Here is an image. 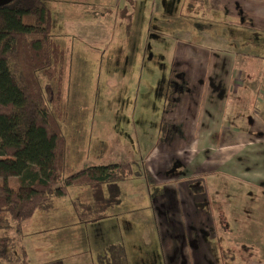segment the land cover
Returning a JSON list of instances; mask_svg holds the SVG:
<instances>
[{"label": "rangeland", "instance_id": "374dc122", "mask_svg": "<svg viewBox=\"0 0 264 264\" xmlns=\"http://www.w3.org/2000/svg\"><path fill=\"white\" fill-rule=\"evenodd\" d=\"M44 1L51 11V36L65 51L59 73L62 93L57 95L58 84L54 80L41 83L67 142L71 169L79 171L87 165L132 162L136 170H148L146 160L157 149L160 163L154 169L149 166L158 175L152 183L140 175L121 181L122 202L111 208L110 217L100 223H82L73 213L75 198L92 199L86 185L71 186L65 196L54 199L50 210L37 212L24 225L23 241L32 264H98V255L109 243L124 245L128 264H199L202 260L191 248L187 247L183 256V250L175 252L169 247L175 239L183 241V234L176 235L172 220L166 221L155 208L153 198L158 191L154 192L149 185L159 183L183 184L184 205L191 213H187L190 220L206 222L212 219L210 210L214 221L219 220V225L212 230L213 235H219L217 264H264V188L261 186L264 173L258 170L263 164L259 153L264 147L255 139L254 143H246L241 130L233 137L235 134L230 129L221 134L218 129L171 128L160 120L165 110L168 112L178 103L181 94L184 98L196 93L191 86L193 81L186 77L190 73L199 74L200 66L185 65L186 59L203 56L215 62L202 66L203 74L223 75L220 79L213 77L219 80H211L210 85L201 88L206 97L229 91L241 100L264 90V82L257 87L256 81L246 79L241 56L235 58L237 64L227 63L242 48L229 44L228 37L224 38V29L234 28L239 35V25L245 27L252 23L244 17L234 22L228 15H219L218 10H226L227 4L223 6L219 0H203V3L187 0V6L192 2L198 13L190 19L198 20V24L196 30L185 33L183 25L175 26L183 19L184 9L187 14L193 10L183 7V0L164 1L168 12L166 25L170 22L172 25L166 26L160 24L164 22L159 5L163 0H154V5L158 4L151 14L155 23L151 21L145 31L144 7L148 2L142 0L135 11L136 31L130 33V26L126 25L130 17L125 19L117 14L116 3L104 6L93 0ZM101 21L105 27L100 26ZM259 32L253 34L252 41H264V34ZM183 39L193 41L192 51L183 48ZM181 57L183 74L178 67ZM25 62L24 69L30 72L33 67ZM231 72L237 78L227 91L224 76ZM237 110L242 112L243 105H238ZM145 116L151 121H136ZM238 121L230 128H240L243 123ZM210 134L214 137L210 138ZM32 135L29 134L31 140ZM206 139L212 143H202ZM249 147L257 154L251 159L245 154ZM179 154L183 167L181 161L173 160ZM165 159L167 166L163 165ZM170 169L182 170L183 176L178 178L179 172H176L172 175L177 178L166 177L172 173ZM4 177L17 185L14 172L1 170L0 180ZM192 184H203L206 190L194 191V195L187 191ZM205 196L209 200L199 208ZM117 210L121 212L114 217L113 212ZM187 237L186 233L184 238ZM198 244V235H193L188 245L196 249ZM217 249L213 247L208 257L212 261ZM182 257L183 263L179 260Z\"/></svg>", "mask_w": 264, "mask_h": 264}, {"label": "trees", "instance_id": "16d2710c", "mask_svg": "<svg viewBox=\"0 0 264 264\" xmlns=\"http://www.w3.org/2000/svg\"><path fill=\"white\" fill-rule=\"evenodd\" d=\"M51 26L44 0L0 5V171L17 176V185L7 177L0 180V264H32L24 225L37 212L50 210L71 186L90 188L91 201L77 197L73 207L80 222L92 223L107 218L121 203V181L140 175L153 182L149 170H136L132 162L71 169L67 142L41 83L54 80L57 95L62 93L59 73L65 51L53 40ZM25 61L33 67L30 72ZM98 263L128 264L124 246L106 245Z\"/></svg>", "mask_w": 264, "mask_h": 264}, {"label": "crops", "instance_id": "0c3cea01", "mask_svg": "<svg viewBox=\"0 0 264 264\" xmlns=\"http://www.w3.org/2000/svg\"><path fill=\"white\" fill-rule=\"evenodd\" d=\"M93 1H95V3L99 1V3H103L104 6H107L110 3H116L119 8L117 10V14L120 13L121 16H124L125 19L130 17L128 20L129 24H126L130 26L129 32L131 33L133 31H136L138 16L135 11L138 6V3L141 2L142 0H93ZM145 1L148 2L146 7H144V9L146 10V11L144 10L145 19H146V25H144L145 27L144 30L146 31L149 25H151V21L155 23L153 21V17L151 18V14L153 13V9L156 8V5L158 4L154 5V0H145ZM164 1L166 2V0H163L162 4L161 2L159 4L160 9L162 10V20H164V22H161L160 24L166 25L167 18L165 16L168 15V12L166 10L167 3H165ZM197 1L203 3V0H197ZM219 1L222 2L223 6H225V3H227L225 6L226 10H218L219 15L221 16H224L223 14H225V16L228 15L230 19L234 20V22L237 19L241 20L244 17L245 21L248 20L250 24L252 23L251 25H247L245 27L239 25L241 27L240 28L241 30L238 32L239 35H237V31L234 30V28L233 30L230 28L224 29V32L226 33V34L224 33V38H226V36L228 37L229 44L230 45L236 44V47L238 49L240 47L242 48V52L240 51V53L237 55H235L234 53L232 59L228 60L227 63L229 65H235L237 64L236 59H238V57L241 56V58H243L242 64L245 66L244 69L246 70L245 73L247 77L246 79L249 80L250 82L256 81L257 83L255 86L260 87L261 83L264 82V41L263 42L261 41L260 43L252 41V36L253 34L258 33V30L260 31L259 33L264 34V0H219ZM126 4L129 5V8L124 7L127 6ZM188 6H187V0H183V7L191 9L193 11H189V13L187 14L186 9H184L183 19H179V24L175 26V27H180L181 25H183V30H185V33H190L196 30L195 27L198 24L197 23L198 20L190 19L193 18V16L196 17L194 13H197V10L193 8L192 2H190ZM100 26L105 27L104 22L101 21ZM166 26H172L171 22ZM242 28H244V30ZM254 39H256V37H254ZM183 41L185 42L183 48H190L191 50V48L194 47L193 45L194 43L190 39H183ZM204 60H206L207 62H204ZM209 63L213 65L215 62H213L212 60L208 61L207 58L203 59V56L201 57L198 56L194 59L191 58L189 60L187 59L185 60V65L189 64V65L200 66L199 74L190 73V76L186 77V80L191 82L193 81L191 86L194 87L196 93H193L192 95L189 94V96L187 97L185 96L184 98H183V94H181L178 103H175L174 107H172L168 112L167 110H165V113L163 117L160 118V120L165 126L169 125V127L171 128L178 127L181 129L184 128V129H199V130L218 129L221 131V134H224L225 131L230 129V131H233L235 134L233 135V137L239 135V130H241L245 134L244 141L247 140L246 143H250V142L254 143V139H255L256 142L258 140L259 141L258 143H260L261 146L264 147V90L261 91L259 90L258 95L255 94L253 96L246 95L245 99L239 100V97H236L234 94L228 93L231 82L237 78V74L235 72L234 73L231 72V74L230 73L227 74V77L226 75L224 76L225 77L224 80H226L225 89H227L228 92H226L224 95H215V96L206 97L204 92L200 91L201 88L210 85L208 83L211 80L216 81L219 80L221 76H223L221 73H213V72H211V76L210 74H203L201 71L203 69L202 66ZM255 66H259V67L255 68ZM178 67L179 70L181 71L180 73L183 74V57L179 58ZM213 77L214 78L219 77V79H213ZM180 80L183 81V75L180 78ZM199 81H202L203 83L201 82L199 83ZM238 105H243L244 110L242 112L237 110ZM237 112H239L240 114H238ZM138 120L140 123L142 121L143 123L144 121L148 123L151 121V118L146 116L143 118L138 117L136 121ZM236 120H239L238 122L243 123V125H241L240 128H230L234 126ZM213 137H214L213 135L210 136V138ZM202 143L211 144L212 141L206 139V141ZM158 151L159 150L157 149V151L149 155L148 159L146 160V163L148 164L147 168L155 179L158 175L156 176V174H154L153 170L150 169L149 166H151V168L153 169L157 168L156 164L160 163L159 162L160 159H158L157 156ZM252 152H253V147L247 148V153H245L246 157H249L251 159L253 155L257 156V154H254ZM259 154H260L259 156L263 158V164H261L258 170L264 173V149ZM174 159H178L179 163L181 161L180 164L183 167V158H181L180 154L178 157H174L173 160ZM149 160H150V165L148 163ZM164 161L165 162L163 163V165L167 166L168 164L167 160L165 159ZM160 168L161 166L158 165V170ZM169 171H171L172 173H168V175H166V177L168 178H177L172 175L173 173L176 172H179L178 178L180 176H183L182 170L177 171L170 169ZM197 185L198 184L189 185L187 191H190L194 195L196 194L194 193V191L202 190L201 193H204L206 187L203 186L202 184V188L199 189ZM149 186L154 192L158 191V195H156L153 198L155 200V208L160 210L161 216H163L166 221H169V219L172 220L173 225H171V227L175 228L176 235H178L179 233L183 234V241L180 240L178 242L175 239L174 242L172 243L170 242L169 247L172 250H175V252H177V250L179 251L183 250V256H185L184 250L187 251L186 248L189 247L192 249V253L196 251L197 255L200 256V259L202 261L199 262V264H210L208 260L212 264H217L216 258L217 255H219L220 245L218 246L219 235L218 234L213 235L214 232L212 231L213 229H215V226L217 224L214 221L213 212L211 210L209 212L210 213L209 216H211L212 219H208L206 220V222L203 221L199 223L194 222V219L190 220V218L188 217V214L191 213L187 210L186 205H184L183 195L186 194V190L183 189V184L175 185V184L159 183L157 185H149ZM261 186L262 188H264V185ZM205 198H207V196H205L202 199L203 201H201L202 202L201 204L200 203L198 204L199 208H201L200 205H202L203 208V204H206L207 201L209 200ZM72 207H73V202H72ZM120 212H121L120 210L113 212V216L117 217ZM73 213H75L74 207H73ZM203 214L204 213L201 212V215ZM108 217H110V214ZM114 217L112 218V220L115 219ZM103 220L104 219L97 222L100 223ZM189 224L194 226L191 228L189 227ZM207 225H210V227H206ZM186 233L188 237L184 238V236L186 237ZM210 233H212V235H210ZM193 235H198L199 244L196 249H194L192 245L191 246L188 245L189 240L192 239ZM68 245L71 246L69 243ZM213 247L216 249L218 248L217 254L215 256L211 254L214 261L208 258L210 253L212 252ZM194 256L195 254L193 255V257ZM179 260L181 263H183V257L180 258ZM127 261H128V257H127Z\"/></svg>", "mask_w": 264, "mask_h": 264}, {"label": "water", "instance_id": "95a60500", "mask_svg": "<svg viewBox=\"0 0 264 264\" xmlns=\"http://www.w3.org/2000/svg\"><path fill=\"white\" fill-rule=\"evenodd\" d=\"M12 0H0V5L7 4L11 2Z\"/></svg>", "mask_w": 264, "mask_h": 264}]
</instances>
